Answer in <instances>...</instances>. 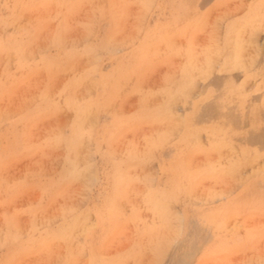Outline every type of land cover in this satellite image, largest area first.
I'll use <instances>...</instances> for the list:
<instances>
[{
    "label": "rangeland",
    "instance_id": "374dc122",
    "mask_svg": "<svg viewBox=\"0 0 264 264\" xmlns=\"http://www.w3.org/2000/svg\"><path fill=\"white\" fill-rule=\"evenodd\" d=\"M184 1L0 0V264H264V0Z\"/></svg>",
    "mask_w": 264,
    "mask_h": 264
},
{
    "label": "bare ground",
    "instance_id": "6f19581e",
    "mask_svg": "<svg viewBox=\"0 0 264 264\" xmlns=\"http://www.w3.org/2000/svg\"><path fill=\"white\" fill-rule=\"evenodd\" d=\"M183 1H184V0H183ZM207 1H209V0H207ZM184 2H185V1H184ZM186 2H188V1L186 0ZM186 2H185V3H186ZM196 2H197V1H196ZM263 2H264V1H263ZM200 3H201V2H200ZM262 4H263V3H262ZM245 5L247 6V4H245ZM257 5H261V3H259V4L256 3V5L253 6V7L250 6V8H249L247 11H245L246 13H244V15L242 16V18L239 19V20H240L239 22H237V20H236V23L232 24L231 21H230V23H231L232 25H230V24L228 25V28H227V30H226V34H225V36H224V42H225L226 44H224V46L222 45L223 47H225V48L228 50V51H227V52H228V55H226V54L224 53L225 51L222 50V51H223V56L226 57V59H230L229 57H232V58H231V59L233 60L232 66H237L238 68H240L241 70H243V71H244V75H245V74H246V75H247V74H253V73H250L249 70L247 71V63H246V61H244V57H243V58L241 57V55H243V50H236V49L232 48L231 45H232V44H237V46H243L242 44H244V43H245V40H246L247 38H249L248 36L245 37V36H246L245 33L248 31L246 25H248V27H251L250 25H252V24H259V18H260V16H261V12H260V13H257V11H259V7H258ZM193 6H194V5H193ZM260 7H262V6H260ZM197 8H198V7H197ZM226 8H227V7H226ZM201 9H202V8H201ZM245 9H246V8H245ZM193 10H194V9H193ZM197 10H198V9H197ZM183 11H184V10H183ZM199 11H200V9H199ZM197 13H199V12L197 11ZM196 15H197V14H196ZM239 15H240V14H239ZM190 16H191V15H190ZM197 16H198V15H197ZM188 17H189V16H188ZM193 18H194V17H193ZM175 19H176V18H175ZM183 20H184V19H183ZM186 20L188 21V19H186ZM261 20H262V19H261ZM261 20H260V21H261ZM184 21H185V20H184ZM184 21H183V22H184ZM187 21H186V22H187ZM190 21H193V20H190ZM194 21H195V19H194ZM232 21H233V20H232ZM262 21H264V19H263ZM177 22H178V21H177ZM186 22H185V24H186ZM223 22H224V20H223ZM181 23H182V22H181ZM190 23H191V22H190ZM190 23H189V24H190ZM174 24L176 25L175 22H174ZM179 24H180V22H179ZM187 24H188V23H187ZM206 24H207V23H206ZM239 24H240V26L242 27V29H243V28L245 29V31H243L242 33H241L242 30L239 31V28H240V27H239ZM165 26H166V25H165ZM177 26H178V24H177ZM221 26H222V24H221ZM156 27H158V26L156 25ZM175 27H176V26H175ZM178 27H179V26H178ZM178 27H176V28H178ZM181 27L184 28V26H182V25H181ZM256 27H257V25H256ZM173 28H174V26H173ZM167 29H169V27H168ZM169 30H171V27H170ZM218 30H219V29H218ZM218 30H217V31H218ZM220 30H221V29H220ZM159 32H160V30H159ZM220 32H221V31H220ZM217 33H218V32H217ZM223 33H224V32H223ZM223 33H220V34H223ZM220 34H219V35H220ZM154 37H155V35H154ZM154 37H153V38H154ZM193 37H194V36H193ZM207 38H208V37H207ZM220 38H221V36H220ZM220 38H219V39H220ZM222 39H223V38H222ZM219 41H220V40H219ZM246 42H247V40H246ZM220 43H221V41H220ZM222 43H223V42H222ZM217 44H218V42H217ZM263 45H264V44H263ZM182 46H183V45H182ZM210 46H211V45H210ZM222 46H221V49H222ZM232 46H233V45H232ZM247 46H248V45H247ZM261 46H262V45H261ZM236 48H237V47H236ZM263 48H264V47H263ZM210 49H213V50H214L215 47H214V48H210ZM219 49H220V48H219ZM221 49H220V50H221ZM223 49H224V48H223ZM241 49H242V48H241ZM213 50H212V51H213ZM216 50H218V49L216 48ZM220 50H219V51H220ZM210 52H211V51H210ZM210 52H209V53H210ZM216 52H217V51H216ZM258 52H259V51H258ZM207 53H208V52H207ZM217 53H218V52H217ZM244 53H245V52H244ZM260 53H261V51L259 52L258 55H259V57H260V59H261V56H260V55H261L262 53H261V54H260ZM211 54H212V53H211ZM211 54H210V55H211ZM240 54H241V55H240ZM258 55H257V56H258ZM219 57H220V56H219ZM219 57H218V58H219ZM185 58H186V56H185ZM221 58H222V57H221ZM256 58H257V57H256ZM190 59H191V57H190ZM200 59H201V57H200ZM251 59H252V58H251ZM260 59L257 58V59H256V62H257V60L259 61ZM263 59H264V57H263ZM215 60H216V59H215ZM215 60H214V61H215ZM232 60H231V61H232ZM241 60H242V61H241ZM245 60H247V59H245ZM182 61H183V60H182ZM219 61H220V58H219ZM186 62H187V59H186ZM225 62H226V61H225ZM229 62H230V60L228 61V63H229ZM251 62H252V61H251ZM253 62H255V61L253 60ZM253 62H252V63H253ZM260 62H262V59H261ZM184 63H185V62H184ZM252 63H251V64H252ZM257 63H258V62H257ZM257 63H256V64H257ZM214 64H215V63H214ZM256 64H254V65H256ZM188 65H189V64H188ZM215 65L217 66V63H216ZM225 65H226V64H225ZM254 65H253L252 68H253V69L256 68L255 71H257V72L259 71L260 73H261V72H264V70H263L262 68H260V67H264V66H262V65L254 66ZM189 66H192V65H189ZM220 66H221V64H220ZM248 66H250V65H248ZM218 67H219V66H218ZM218 67H216V68H218ZM216 68H215V69H216ZM225 68H226V67H224L223 70H224ZM249 68L251 69V67H249ZM235 70H236V69H235ZM235 70H234V71H235ZM191 71H192V70H191ZM198 71H199V70H198ZM226 71L228 72V70H226ZM229 71H230V70H229ZM232 71H233V70H232ZM250 71H251V70H250ZM147 72H148V71H147ZM227 72H226V74H227ZM240 72H241V71H240ZM189 73H190V72H189ZM189 73H188V74H189ZM212 73H213V72H212ZM190 74H191V73H190ZM190 74H189V75H190ZM214 74H215V73H214ZM223 74H224V73H223ZM211 75H212V74H211ZM233 75H234V74H233ZM225 76H226V75H225ZM261 76L264 77V73H262ZM226 77H227V76H226ZM226 77H225V80H226ZM248 78H250V77H248ZM201 79H202V77L200 78V80H201ZM215 79H216V78H215ZM257 79H258V78H257ZM259 79H260V78H259ZM197 80H198V79H197ZM228 80H229V79H228ZM261 80H262V78H261ZM190 81H191V80H190ZM208 81H209V80H208ZM211 81H212V80H211ZM211 81H210V82H211ZM253 81H254V80H253ZM141 82H142V81H141ZM213 82H214V80H213ZM224 82H225V81H224ZM183 83H184V82H183ZM214 83H215V82H214ZM225 83H226V82H225ZM230 83H232V82H230ZM262 83H263V82H262ZM204 84H205V83H204ZM233 84H234V83H233ZM233 84H232V85H233ZM258 84H259V83H258ZM186 85H188V84H186ZM202 85H203V84H202ZM202 85H201V86H202ZM212 85H213V83H212ZM221 85H222V84H221ZM228 85H229V84H228ZM252 85H253V84H252ZM260 85H261V84H260ZM229 86H230V85H229ZM229 86H228V88H229ZM234 86H235V85H234ZM234 86H233V88H234ZM249 86H250V85H249ZM185 87H186V86H185ZM262 87H263V86H262ZM220 88H221V87H220ZM235 88H236V87H235ZM249 88H250V87H249ZM259 88H260V87H259ZM172 89H173V88H172ZM208 89H209V88H208ZM215 89H216V88H215ZM218 89H219V88H218ZM218 89H217V90H218ZM251 89H252V88H251ZM260 89H261V88H260ZM192 90H193V89H192ZM202 90H203V92H204V89H202ZM209 90H210V89H209ZM233 91L235 92V90H233ZM186 92H188V91H186ZM209 92H210V91H209ZM209 92H208V93H209ZM211 92H212V91H211ZM219 92H220V91H219ZM247 92H248V91H247ZM247 92L244 91V93H247ZM239 93H241V92H239ZM239 93H237V94H239ZM242 93H243V92H242ZM242 93H241V94H242ZM252 93H253V92H252ZM210 94H211V93H210ZM220 94H221V93H220ZM230 94H231V93H230ZM234 94H235V93L231 94V96L234 95ZM200 95H202V94H200ZM246 95H247V94H246ZM203 96H204V95H203ZM208 96H209V95H208ZM218 96H219V95H218ZM224 96H226V95H224ZM224 96H223V97H224ZM228 96L230 97V95H228ZM234 96H235V95H234ZM236 96H237V95H236ZM172 97H173V99L176 98V97H174L173 95H172ZM184 97H186V96H184ZM257 97H258V96H257ZM20 98H21V97H20ZM186 98H187V97H186ZM205 98H206V96H205ZM217 98H218V97H217ZM217 98H215V99H217ZM221 98H222V97H221ZM248 98H249V95H248ZM171 99H172V98H171ZM196 99H197V98H196ZM209 99H210V98H209ZM222 100H223V99H222ZM225 100H226V99H225ZM230 100H231V98H230ZM236 100H238V99H236ZM236 100H235V101H236ZM240 100H242V98H240ZM249 100H250V99H249ZM254 100H255V99H254ZM199 101H200V100H199ZM201 101H203V100H201ZM206 101H207V100H206ZM215 101H217V100H215ZM243 101H244V100H243ZM169 102H172V101L169 100ZM187 102H188V101H187ZM189 102H190V101H189ZM220 102H221V101H220ZM227 102H228V101H227ZM247 102H248V101H247ZM184 103H185V102H183L182 104H184ZM202 103H203V102H202ZM202 103H201V104H202ZM238 103H239V102H238ZM241 103H243V102H241ZM254 103H255V101H254ZM258 103H259V101H258ZM191 104H192V103H191ZM252 104H253V103H252ZM151 105H152V104H151ZM168 105H170V104H168ZM216 105H217V103H216ZM230 105H231V104H230ZM244 105H245V104H244ZM260 105H263V102H262V104H260ZM171 106H172V104H171ZM228 106H229V105H228ZM250 106H251V105H250ZM90 107H91V106H90ZM230 107H232V106H230ZM238 107H239V105H238ZM243 107H244V106H243ZM243 107H242V109H243ZM255 107H256V106H255ZM166 108H168V107H166ZM249 108H250V107H249ZM257 108H258V107H256V109H257ZM240 109H241V108H240ZM252 109H253V108H252ZM254 109H255V108H254ZM244 110H245V109H244ZM249 110H250V109H249ZM263 110H264V108H263ZM179 111H180V110H179ZM191 111H193V110L191 109ZM187 112H188V111H187ZM187 112H186V113H187ZM235 112H236V111H235ZM243 112H244V111H243ZM247 112H248V111H247ZM247 112H246V113H247ZM250 112H251V111H250ZM258 112H259V111H258ZM258 112L255 113V114H259ZM260 112H261V111H260ZM241 113H242V112H241ZM230 114H233V113H230ZM251 114H252V112H251ZM181 115H182V114H181ZM186 116H187V115H186ZM181 117H182V116H181ZM189 117H190V116H189ZM189 117H188V118H189ZM257 117H258V116H257ZM259 117H260V116H259ZM262 117H263V116H262ZM203 118H204V117H203ZM205 118H206V117H205ZM240 118H243V117H240ZM206 119H207V118H206ZM245 119H246V118H245ZM237 120H238V119H237ZM181 121H182V120H181ZM188 121H190V120H188ZM252 121H253V118H252ZM256 121H257V119H256ZM256 121H254V122H256ZM179 122H180V121H179ZM234 122H235V121H234ZM234 122H233V123H234ZM261 122H262V121H261ZM188 123H189V122H188ZM249 123H250V122H249ZM235 124H236V123H235ZM237 124H238V123H237ZM237 124H236V125H237ZM247 124H248V123H247ZM215 125H216V124H215ZM215 125H214V126H215ZM249 125H251V124H249ZM256 125H257V124H256ZM258 125H259V123H258ZM260 125H261V124H260ZM190 126H191V124H190ZM209 126H210V125H209ZM227 126L229 127V125H227ZM230 126H231V125H230ZM172 127H173V126H172ZM179 127H180V126H179ZM192 127H193V126H192ZM195 127H196V126H195ZM207 127H208V126H207ZM210 127H211V126H210ZM233 127H234V126H233ZM239 127H240V126H239ZM197 128H198V127H197ZM199 128H201V126H200ZM199 128H198V129H199ZM211 128H213V127H211ZM225 128H226V127H225ZM201 129H202V128H201ZM201 129H200V130H201ZM230 129H231V128H230ZM234 129H235V128H233V130H234ZM240 129H241V128H240ZM254 129H255V128H254ZM192 130H193V128H192ZM200 130H198V131H200ZM203 130H204V129H203ZM257 130H258V129H257ZM261 130H262V129H261ZM201 131H202V130H201ZM211 131H212V130H211ZM221 131H222V130H221ZM225 131H227V129H225ZM238 131H239V130H237L236 132H238ZM263 131H264V130H263ZM263 131H262V132H263ZM242 132H243V131H241V133H242ZM188 133L190 134V132H188ZM191 133H193V131H191ZM210 133H211V132H210ZM214 133H216V134L219 135V130L215 129V130H214ZM225 133H226V132H225ZM225 133H224V135L228 134L229 132L226 133V134H225ZM234 133H235V132H234ZM195 134H196L195 136H197V133H195ZM212 134H213V133H212ZM221 134H223V132H221ZM239 134H240V133H239ZM239 134H237V135H239ZM256 134H257V133H256ZM213 135H215V134H213ZM233 135H234V134H233ZM190 136H191V135H190ZM219 136H220V135H219ZM222 136H223V135H222ZM215 137H216V136H214V138H215ZM108 138H109V137H108ZM164 138H165V137H164ZM182 138H183V137H182ZM216 138H219V137H216ZM231 138H232V137H231ZM190 139H191V138H189L188 140H190ZM219 139H220V138H219ZM229 139H230V138H229ZM229 139L226 138L225 140L227 141V140H229ZM256 139H257V138H256ZM258 139H259V138H258ZM119 140H120V139H119ZM208 140H209V138H208ZM249 140H250V139H249ZM259 140H261V139H259ZM158 141H159V140H158ZM195 141H196V140H195ZM230 141H231V140H230ZM230 141H229V142H230ZM243 141H245V140H243ZM182 142H183V141H182ZM212 142H213V141H212ZM49 143H50V142H49ZM194 143H195V142H194ZM213 143H215V142H213ZM251 143H252V142H251ZM154 144H155V143H154ZM181 144L183 145L184 143H181ZM195 144L197 145V143H195ZM47 145H48V144H47ZM148 145H149V144H148ZM149 146H150V145H149ZM212 146H213V145H212ZM212 146H211V147H212ZM224 146H225V145H224ZM184 147H185V146H184ZM193 147H194V146H193ZM234 147H235V146H234ZM49 148H50V147H49ZM186 148H188V147L186 146ZM189 148H191V147H189ZM216 148H219V147H216ZM220 148H221V147H220ZM224 148H225V147H224ZM237 148H238V147H237ZM246 148H247V147H246ZM249 148H250V147H249ZM154 149H155V148H154ZM159 149H161V148H159ZM162 149H163V146H162ZM178 149H179V148H178ZM181 149H182V148H181ZM222 149H223V148H222ZM229 149H230V148H229ZM233 149H236V147L233 148ZM250 149H252V148H250ZM184 150H185V149H184ZM184 150H183V151H184ZM186 150H187V149H186ZM237 150H238V149H237ZM241 150H242V149H241ZM246 150H248V148H247ZM158 151H159V150H158ZM177 151H178V150H177ZM230 151H231V150H230ZM235 151H236V150H235ZM255 151H256V150H255ZM174 152H175V151H174ZM184 152H186V151H184ZM240 152H241V151H240ZM242 152H243V150H242ZM242 152H241V153H242ZM253 152H254V150H253ZM258 152H259V151H258ZM180 153H181V152H180ZM254 153H255V152H254ZM254 153H253V154H254ZM132 154H133V153H132ZM175 154H176V156H177V153H175ZM175 154H174V156H175ZM255 154H256V153H255ZM258 154H259V153H258ZM179 155H180V154H178V156H179ZM251 155H252V154H251ZM160 156H161V155H160ZM178 156H177V157H178ZM152 157H154V156H152ZM157 157H158V156H157ZM180 157H181V156H180ZM180 157H179V158H180ZM163 158H164V157H163ZM235 158H236V157H235ZM248 158H249V157H248ZM156 159H157V161H158V158H156ZM164 159H166V158H164ZM217 159H218V158H217ZM232 159H233V158H232ZM169 160H172V159H169ZM165 161H167V160H165ZM165 161H164V162H165ZM173 161H174V160H173ZM226 161H227V160H226ZM257 161H258V160H257ZM181 162H182V161H181ZM234 162H235V161H234ZM240 162H241V160H240ZM178 163H180V162L178 161ZM183 163H184V162H183ZM243 163H245V162H243ZM117 164H118V163H117ZM166 164H169V163L166 162ZM241 164H242V163H241ZM182 165H183V164H182ZM169 166H170V165H169ZM179 166H180V165H179ZM183 166H184V165H183ZM235 166H236V165H235ZM214 167H215V166H214ZM237 167H238V166H237ZM247 167H248V166H247ZM121 168H122V167H121ZM169 168H170V167H169ZM169 168L167 169L168 171L171 169V168H170V169H169ZM180 168H181V169H179V170H182V167H180ZM241 168H242V167H241ZM249 168H250V166H249ZM163 169H164V167H163ZM184 169H185V168H184ZM230 169H231V168H230ZM238 169H239V167H238ZM242 169H243V168H242ZM260 169H261V168H260ZM172 170H173V167H172ZM172 170H171V171H172ZM179 170H178L177 172H179ZM234 170H237V169H234ZM243 170H244V169H243ZM261 170H263V168H262ZM168 171H167V174H168ZM171 171H169V173H171ZM182 171H183V170H182ZM232 171H233V170H232ZM258 171H259V170H258ZM233 172H235V171H233ZM237 172H238V171H237ZM260 172H261V171H260ZM173 173H174V172H173ZM246 173H247V172H246ZM262 173H263V171H262ZM174 174H175V173H174ZM177 174H178V173H177ZM177 174H175V175L178 176ZM219 174H220V173H219ZM259 174H260V173H259ZM259 174H258V176H259ZM119 175H120V174H119ZM164 175H166V174H164ZM171 175H172V174H171ZM175 175H174V176H175ZM182 175H183V174H182ZM184 175H185V174H184ZM187 175H188V174H187ZM207 175H208V174H207ZM262 175H263V174H262ZM174 176H172V177H174ZM185 176H186V175H185ZM253 176H254V173H253ZM253 176L251 175V178H252ZM263 176H264V175H263ZM170 177H171V176H170ZM172 177H171V179H172ZM255 177H256V176H255ZM119 178H120V176H119ZM134 178H135V177H134ZM176 178H177V177H176ZM176 178H175V179H176ZM178 178H179V177H178ZM178 178H177V179H178ZM186 178H188V177L186 176ZM256 178H261V174H260L259 177H256ZM193 179H194V178H193ZM172 180H173V179H172ZM251 180H252V179H251ZM256 180H258V179H256ZM116 181H117V180H116ZM180 181H183V182H184V179H183V180H180ZM186 181H190V180H187V179H186ZM176 183H177V182H176ZM176 183H173V184H176ZM188 183H189V182H188ZM248 183H249V182H248ZM178 184H180V183H178ZM181 184H182V182H181ZM192 184H193V183H192ZM116 185H117V184H116ZM183 185H184V184H183ZM187 185H188V184H187ZM255 185H256V184H255ZM174 186H175V185H174ZM180 186H182V185H180ZM180 186H179V187H180ZM185 186H186V185H185ZM115 187H118V186H115ZM115 187H114V188H115ZM155 187H156V186H155ZM155 187H154V189H155ZM175 187H176V186H175ZM175 187H174L173 190L176 192L177 189H175ZM177 187H178V186H177ZM179 187H178V189H179ZM183 187H184V186H183ZM68 188H69V187H68ZM186 188H187V187H186ZM152 189H153V188H152ZM152 189H151L150 191H153V190H154V189H153V190H152ZM170 189H172V188H170ZM170 189H169V190H170ZM156 190H157V188H156ZM169 190H168V191H169ZM173 190H172V192H170V191H169V192H170L171 194H173ZM182 190H184V189H182ZM182 190H179V191H182ZM114 191H115V190H114ZM143 191H144V190H143ZM150 191H149V192H150ZM154 191H155V190H154ZM246 192H247V191H246ZM155 193H156V192H155ZM182 193H183V192H182ZM189 193H190V192H189ZM166 194H167V192H166ZM171 194H170V195H171ZM175 194H176V193H175ZM149 195H150V194H149ZM152 195H153V193H152ZM246 195H247V194H246ZM116 196H117V195H116ZM146 196H148V195H146ZM150 196H151V195H150ZM153 196L155 197V194H154ZM156 196H157V195H156ZM154 197H153V198H154ZM157 197H158V196H157ZM170 197H172V195H171ZM179 197H180V196H179ZM246 197H247V196H246ZM255 197H256V196H255ZM162 198H164V197L162 196ZM181 198H182V197H181ZM224 198H225V197H224ZM156 199H157V198L155 197V200H156ZM158 199H160V198H158ZM190 199H191V198H190ZM249 199H250V198H249ZM249 199L247 198V200H249ZM146 200H148V199H146ZM152 200H153V199H152ZM160 200H161V199H160ZM172 200H173V199H172ZM172 200H171V201H172ZM175 200H176V199H175ZM178 200H180V199H178ZM181 200H182V199H181ZM181 200L179 201V203L182 202ZM243 200H244V199H243ZM250 200H251V199H250ZM150 201H151V200H150ZM150 201H149V202H150ZM164 201H165V200H164ZM167 201H168V200H167ZM169 201H170V200H169ZM171 201H170V202H171ZM244 201H245V200H244ZM244 201H243V202H244ZM147 202H148V201H147ZM151 202H153V201H151ZM172 202H173V201H172ZM183 202H184V201H183ZM216 202H217V201H216ZM259 202H260V201H259ZM154 203H155V201H154ZM156 203H157V202H156ZM158 203H159V202H158ZM244 203H245V202H244ZM170 204H171V203H170ZM170 204H169V205H170ZM171 205H172V204H171ZM171 205H170V206H171ZM109 206H111V205H109ZM150 206H151V205H150ZM150 206H149V207H150ZM233 206H235V205H233ZM153 207H155V206H152V208H153ZM173 207H175V206H173ZM175 208H176V207H175ZM208 208H209V207H208ZM113 209H114V208H113ZM113 211H114V210H113ZM111 212H112V209H111ZM162 212H163V211H162ZM186 212H187V211H186ZM209 212H210V211H209ZM216 212H217V210H216ZM225 212H226V211H225ZM153 213H154V212H153ZM178 213H179V212H178ZM178 213H177V214H178ZM159 214H160V213H159ZM220 214H221V213H220ZM157 215H158V211H157ZM160 215H162V214H160ZM160 215H159V216H160ZM206 215H207V214H206ZM209 215H211V214H209ZM105 216H106V215H105ZM166 216H167V215H166ZM173 216H174V215H173ZM184 216H185V215H184ZM170 217H171V218H169V220H170V219L172 220L173 217H172L171 215H170ZM181 217H182V216H179V218H181ZM114 218H115V217H114ZM157 218H158V217H157ZM179 218H178V219H179ZM183 218H184V217H183ZM187 218H188V217H187ZM222 218H223V217H222ZM135 219H136V218H135ZM164 219H166V218H164ZM189 219H190V218H189ZM158 220H159V219H158ZM166 220H167V223H165V222H166L165 220H164V221H165L164 223L166 224V226H168V219H166ZM238 220H239V219H238ZM159 221H160V220H159ZM161 221H162V220H161ZM161 221H160V223H161ZM183 221H184V220H182L181 223H183V224L185 225L186 222L184 223ZM101 222H102V221H101ZM108 222H109V221H108ZM115 223H116V222H115ZM164 223H163V224H164ZM176 223H178V222H176ZM176 223H175V225H177ZM222 223H223V222H222ZM88 224H89V223H88ZM178 224H179V226L181 225L180 223H178ZM170 225H171V224H170ZM186 225H187V224H186ZM177 226H178V225H177ZM177 226H176V227H177ZM181 226H182V225H181ZM235 226H236V225H235ZM182 227H183V226H182ZM217 227H218V226H217ZM92 228H93V227H92ZM172 228H173V227H172ZM81 229H82V228H81ZM81 229H80V232H81ZM90 229H91V228H90ZM186 229H187V228H185V230H186ZM224 229H225V228H224ZM88 230H89V229H88ZM94 230H95V229H94ZM175 230H176V228H174V232H175ZM182 231H184V230H182ZM70 232H71V231H70ZM86 232H87V230H86ZM179 232H181V231H179ZM89 233H90V232H89ZM94 235H95V234H94ZM181 235H182V234H181ZM177 236H178V235H177ZM182 236H184V235H182ZM179 237H180V236H179ZM179 237H178V238H179ZM75 238H76V237H75ZM187 238H188V237H187ZM178 240H179V239H178ZM178 240L176 241V243L178 242ZM161 241H163V240H161ZM164 241H165V240H164ZM165 243H168V242H165ZM178 243H179V242H178ZM154 245H155V243H154ZM167 245H168V244H167ZM167 245H166V246H167ZM149 246H150V245H149ZM155 246H157V245H155ZM132 247H133V246H132ZM153 247H154V246H153ZM167 247H168V246H167ZM167 247H166V248H167ZM150 248H152V247H150ZM155 248H156V247H155ZM157 248H158V247H157ZM163 248H164V247H163ZM166 248H165V249H166ZM160 249H161V248H160ZM140 250H141V249H140ZM166 250H167V249H166ZM166 250H165V252H166ZM149 251H150V250H149ZM152 252H155V251L152 250ZM163 252H164V251H163ZM167 252H169V251H167ZM167 252H166V254H167ZM154 254H155V253H154ZM157 254H158V252H157ZM104 264H107V263L104 262Z\"/></svg>",
    "mask_w": 264,
    "mask_h": 264
}]
</instances>
